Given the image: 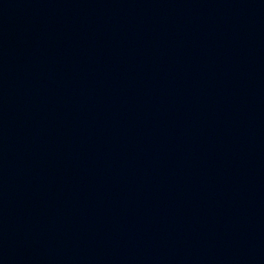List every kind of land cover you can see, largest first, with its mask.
<instances>
[{
	"label": "water",
	"instance_id": "1",
	"mask_svg": "<svg viewBox=\"0 0 264 264\" xmlns=\"http://www.w3.org/2000/svg\"><path fill=\"white\" fill-rule=\"evenodd\" d=\"M0 264H264V0H0Z\"/></svg>",
	"mask_w": 264,
	"mask_h": 264
}]
</instances>
